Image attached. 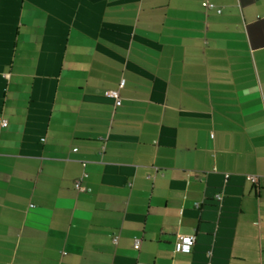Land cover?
<instances>
[{
	"label": "crops",
	"instance_id": "crops-1",
	"mask_svg": "<svg viewBox=\"0 0 264 264\" xmlns=\"http://www.w3.org/2000/svg\"><path fill=\"white\" fill-rule=\"evenodd\" d=\"M204 1L0 0V264H264V0Z\"/></svg>",
	"mask_w": 264,
	"mask_h": 264
},
{
	"label": "built area",
	"instance_id": "built-area-1",
	"mask_svg": "<svg viewBox=\"0 0 264 264\" xmlns=\"http://www.w3.org/2000/svg\"><path fill=\"white\" fill-rule=\"evenodd\" d=\"M204 7H213L214 4L211 3L209 0H205L203 2ZM220 12V10H218ZM123 85V83H121ZM106 96L114 98L116 101L119 100V93L117 90H107L104 93ZM2 125H6L5 121H2ZM252 179L254 177H251ZM76 188L79 190H83L84 188L80 185L79 182L75 184ZM218 198H221L220 195H217ZM117 241V237L114 238V242ZM141 240L140 238H135L134 247L138 249L140 247ZM195 243V235L194 234H182L178 235L177 240L175 241V251L179 253H190L192 251L193 245Z\"/></svg>",
	"mask_w": 264,
	"mask_h": 264
}]
</instances>
